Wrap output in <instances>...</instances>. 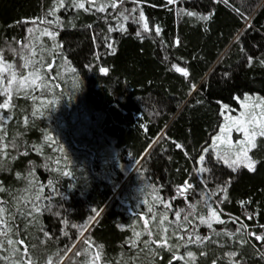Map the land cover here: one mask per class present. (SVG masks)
<instances>
[{
  "label": "trees",
  "instance_id": "trees-1",
  "mask_svg": "<svg viewBox=\"0 0 264 264\" xmlns=\"http://www.w3.org/2000/svg\"><path fill=\"white\" fill-rule=\"evenodd\" d=\"M76 2L85 8L70 7V0L65 8L60 0H0L3 63L22 75L32 65L20 68L21 54L43 57L40 73H47L34 91H12V107L0 110L8 117L0 122V228L11 229L0 233V264H264V240L251 235L264 236V137L249 151L254 172L233 173L217 162L215 151L234 158L233 151L213 143L223 105L237 109L245 96L264 98V0ZM140 11L148 32L145 21L134 22ZM57 17L59 24L41 23ZM44 29L56 40L42 37ZM202 154L211 171L198 174ZM186 181L195 185L183 190L187 200L177 191ZM225 183L227 199L217 207L223 194L207 193ZM206 200L225 221L214 222L215 231L199 220L209 215ZM33 203L41 211L27 215ZM174 210L188 233L207 239L186 244L173 235L187 234L170 223ZM163 227L177 247L145 246Z\"/></svg>",
  "mask_w": 264,
  "mask_h": 264
},
{
  "label": "snow or ice",
  "instance_id": "snow-or-ice-1",
  "mask_svg": "<svg viewBox=\"0 0 264 264\" xmlns=\"http://www.w3.org/2000/svg\"><path fill=\"white\" fill-rule=\"evenodd\" d=\"M122 2V0H121ZM174 2H176V0H167V3L169 5L173 4ZM221 2L223 3H227L228 0H221ZM70 7L72 8H79V9H84L85 5L84 3H77L76 0H70ZM113 7H115L116 5L113 4ZM59 7L60 8H65V4H64V0H60L59 3ZM58 10V9H57ZM96 11L99 12H103L105 11L104 7H99L96 9ZM128 11V10H125ZM136 9H132L131 12H135ZM48 15L50 16H54L55 12L54 11H50L48 13ZM186 15L188 16H196L198 19H202L204 21H208L209 19H211L210 15H198L195 12H191L188 11L186 12ZM120 16L123 17L124 20H128V16L124 14V12L120 13ZM134 22H139V21H145L142 25L143 27V31L144 32H148L149 31V25L145 20V16L143 11H140L139 13V20L136 21L135 17H133ZM41 23H56L59 24L60 20L59 17L56 18V20L54 21H41ZM118 30L120 31H127L126 28L123 27V25H120ZM109 31H113V28H109ZM28 32L31 33L32 29H28ZM44 35H47L51 40L55 41L56 37H57V33L49 31L48 29H44L43 31ZM140 33L138 32L137 35H139ZM159 29L156 30V35H159ZM177 43H179L177 41ZM23 47L25 49H27L29 47V45L25 44L23 45ZM55 47H61V45H55ZM109 47H111V44H109ZM13 52L16 51V49H12ZM31 55H35V50H32ZM21 58L24 60V63L22 65H20V68L22 69H28L30 64L32 65V69L31 71H29L26 75H21L18 78V71L15 67V65L9 63V64H4L3 63V57L0 56V73H4V72H8L10 73V75L8 77H4L3 75H0V85H2L5 81V79H7V84L8 87L4 88L2 91H0V97L6 96V99L0 100V110H8L12 107L10 101L12 99V95H11V91H12V86L13 84H15V91L17 93V95L19 96L22 92H24L25 89L31 88L33 91L35 90L36 87H41V84H37V80H41L43 82V76H46L47 73H43V75L40 73V67H43L44 65L42 64L43 61V57H40V61H35V60H29L26 57H24L21 54ZM252 58L249 57V63H251ZM39 63V67L37 66ZM173 67H175V70L179 73H181L183 76L187 77L188 76V71L187 69L181 68V67H176L175 65H173ZM74 71V69H73ZM101 72L107 74V69L105 68H101L100 69ZM35 86V87H33ZM253 98L250 96H245L244 100L245 101H251ZM259 103H256L255 105H253L251 108L249 107L248 104H242V107L248 109V111L246 112H242L237 118L232 119V117L229 116H225V123L222 127H220L219 131H220V135H216L215 139L213 141L214 144H216L217 142L219 143H224L225 142V135L226 133L232 132V131H236L238 133L241 134V137H238L235 141V143L237 145L240 146L239 151L235 152L232 154V157L229 156L228 153H224L223 155L221 154L220 151H215V159L217 162L222 161L225 165H227L228 168L231 169V171L233 173L237 172L241 167L246 168L248 172H254L256 171V161L253 160V158L251 156H249V151L253 148H255L256 145V139L257 137H264V99H260V98H256ZM255 108H259L260 111L257 113L254 109ZM33 115H35V113H33ZM8 120V117L6 115L3 114L2 111H0V122L6 123ZM25 123H27V119H25L24 121ZM47 140L51 141L52 138L51 137H46ZM228 144L231 145L232 141L229 138L228 139ZM13 147H16V145L13 144ZM177 147H180L179 145H177ZM25 155L27 154L26 152L24 153ZM198 164L200 165L197 168V172L198 174H203V173H208L209 171H211V169L206 166V155L202 154L199 156L198 158ZM64 175H67V173H64ZM49 184H51V182H49ZM195 185L189 184L187 181L185 182V185L181 186L180 188L177 189L178 193H180L183 198L185 200H187V196L184 195L183 190L185 188H194ZM3 188H0V191H3ZM42 190V189H41ZM222 198L220 200L216 201L217 207L219 206L220 203L223 202V200L227 199V183L222 184L220 186H218V188L214 191H211L209 193H207L208 199H211L214 196H221ZM36 201H38L40 199L39 195L37 194L35 197ZM160 203L163 205V207L165 209H171L172 205H171V201H164L162 198H158ZM205 204L208 208V217L205 218L204 216L199 217L200 223L206 225L209 229H213V223H218V224H224L225 221L222 220L220 218V216L218 215L217 211L212 207L211 204L207 203V200L205 201ZM27 208H29V212L27 213V215H30L31 212H40L41 209L39 208L38 204H31V205H26ZM189 208L194 209L195 205L193 204H189L188 205ZM4 211L3 208H0V213H2ZM148 212L152 213V217L151 219L155 220L156 219V214L153 210L152 207L148 208ZM191 215V212L187 213L184 215L183 219L185 221H188V217ZM162 218L159 220V224L161 226L164 225L165 221L169 220V217L167 215V212L162 213L161 214ZM181 219V210H174L173 211V221H170V223L172 222H176L177 223V228L178 229H182L185 233H187L186 235H180L178 232H174L173 235H176L178 239L183 240L187 243H202L204 239H207V237H200L198 234L193 233H188L187 232V226L184 224L179 223ZM248 219H252V215L250 214ZM4 221L0 220V224H3ZM233 223H236V221H233ZM242 227H247V225H242ZM264 227V226H262ZM144 228L147 232V235H149L150 237L153 235L152 230H150L148 228V221L147 219H145V223H144ZM11 229H4V228H0V233L6 234L7 231H10ZM168 229L167 227H163L162 232L159 233L160 239L159 240H150V241H145L144 244L145 246L149 245V244H155L158 248H166L168 250H171L174 247H177L176 245H170L168 243V237L166 236ZM213 231H215L213 229ZM47 234V233H45ZM137 237H139L141 234L139 232H137L135 234ZM251 235H255V239L257 241L260 240H264V236L262 235H257V234H251ZM7 243L9 245L13 244V241L11 239H8ZM19 243V242H18ZM132 246H135V243H133ZM13 252H15V249H13ZM155 254V253H154ZM187 257L192 260L193 262L195 261V255L193 252L189 251L187 252ZM235 253H230L229 256H234ZM97 259H99V255H97L96 257ZM177 259H184L183 256L181 257H176Z\"/></svg>",
  "mask_w": 264,
  "mask_h": 264
},
{
  "label": "rangeland",
  "instance_id": "rangeland-1",
  "mask_svg": "<svg viewBox=\"0 0 264 264\" xmlns=\"http://www.w3.org/2000/svg\"><path fill=\"white\" fill-rule=\"evenodd\" d=\"M42 37H45L49 42H53V40H51L47 35H44L43 33L41 34ZM38 39V38H37ZM40 50V49H39ZM49 65H50V61H49ZM23 71V70H22ZM28 73V70H25L24 73L22 75H26ZM0 75H3L4 77H8L10 75V73L8 72H4V73H0ZM19 75L18 74V78H19ZM3 87H8V84H7V79H5L4 83L2 84ZM29 89V88H28ZM15 90V84H13L12 86V91ZM11 91V92H12ZM251 97V96H250ZM252 100L251 101H245L244 98L242 100H239V108L237 109H230L229 107H227L226 105H223L222 106V114H223V122H222V125L221 127L224 125L225 123V116H229V117H232V119H235L237 118L242 112H246L248 111V109L242 107V104H248L249 107L251 108L253 105H255L256 103H259V101L256 99V98H260V99H264L262 97H259V96H252ZM257 113L260 111L259 108H255L254 109ZM217 135H220V131L218 132ZM238 137H241V134L236 132V131H232V132H229V133H226L225 135V142L224 143H219L217 142L216 144L221 148V149H225V148H231V150L233 151V153L239 151V148L240 146L237 145L235 143L236 139ZM231 139L232 141V144L229 145L228 144V139ZM242 138V137H241ZM215 137L213 138V141H214ZM69 256V254L66 256V258ZM65 258V259H66Z\"/></svg>",
  "mask_w": 264,
  "mask_h": 264
}]
</instances>
